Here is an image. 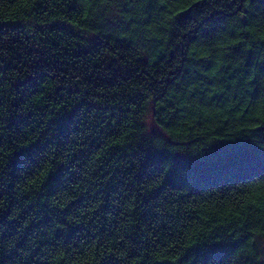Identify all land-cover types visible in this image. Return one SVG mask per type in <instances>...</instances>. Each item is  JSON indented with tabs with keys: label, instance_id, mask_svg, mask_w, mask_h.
<instances>
[{
	"label": "trees",
	"instance_id": "1",
	"mask_svg": "<svg viewBox=\"0 0 264 264\" xmlns=\"http://www.w3.org/2000/svg\"><path fill=\"white\" fill-rule=\"evenodd\" d=\"M237 2L0 0L4 264H264V0Z\"/></svg>",
	"mask_w": 264,
	"mask_h": 264
},
{
	"label": "snow or ice",
	"instance_id": "2",
	"mask_svg": "<svg viewBox=\"0 0 264 264\" xmlns=\"http://www.w3.org/2000/svg\"><path fill=\"white\" fill-rule=\"evenodd\" d=\"M243 3V6L245 8H248L250 3H252V0H238L237 2V6L239 7V4ZM262 39H264V37H262ZM260 76H264V65H261L258 69V72L256 75H254L252 77L253 80H257L260 78ZM23 147H27L26 145H22ZM9 155L6 150L4 149L3 146H0V161H3L6 163V156ZM9 254L5 252L4 250V246L2 244H0V264H4V259L6 256H8ZM101 261H103V264H112L110 259H105L103 257V255L101 254L100 257ZM260 259L264 260V253L260 254ZM97 264H99V262H97Z\"/></svg>",
	"mask_w": 264,
	"mask_h": 264
},
{
	"label": "rangeland",
	"instance_id": "3",
	"mask_svg": "<svg viewBox=\"0 0 264 264\" xmlns=\"http://www.w3.org/2000/svg\"><path fill=\"white\" fill-rule=\"evenodd\" d=\"M263 244V243H262Z\"/></svg>",
	"mask_w": 264,
	"mask_h": 264
}]
</instances>
